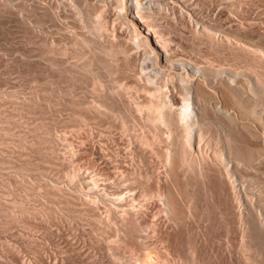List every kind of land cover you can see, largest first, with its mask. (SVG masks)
Listing matches in <instances>:
<instances>
[{
  "label": "bare ground",
  "instance_id": "bare-ground-1",
  "mask_svg": "<svg viewBox=\"0 0 264 264\" xmlns=\"http://www.w3.org/2000/svg\"><path fill=\"white\" fill-rule=\"evenodd\" d=\"M199 1L0 0L1 26L8 23L19 26L33 41L30 46L35 48L34 56L45 64L38 66L36 61L46 77L36 87L34 100L30 97L33 101L28 104L19 101L17 110L28 115L33 112L35 116L43 108L49 109L54 122L66 124L67 131L62 128L65 133L80 138L78 145L89 138L96 139L93 147L83 152L96 158L104 171V175L100 172L103 178L99 172H88L87 180L79 184L75 181L78 178L74 176L77 175L74 167H71L73 174L70 171L65 177L66 171L55 169L56 162L51 160L54 166L49 163L48 167L54 169L46 168L49 172L58 170L67 180L75 177L74 182L69 180L74 183L73 187L68 184L71 191L47 183L31 184L28 179L22 180V173L19 180L13 168L17 160V169L23 172L25 168L26 173V166L33 165L31 161L38 158L39 162L43 154L46 157L45 153L53 150L57 154L63 151L59 144L55 149L58 136L55 133L54 139V133H50L49 122L47 128L42 124L48 114L42 122L38 120L41 125L31 122L35 123L29 125L35 126L34 130L22 120L27 132L24 135L19 131L21 139L19 136V141L16 140L22 145L11 143L19 148L26 138L33 137L32 141L26 139L31 146L36 141L38 146L48 144L49 150L41 154L45 146L34 148L25 141L31 147L30 152L38 149L40 152L37 150L35 154L41 155L36 158L34 150L29 153L24 144L28 153L23 151L24 159L23 156L15 162L14 157L8 159L13 165L10 169L16 171L13 174L7 170L5 151L0 153L5 157L4 162L0 156L2 164H6L3 167H8L4 170L9 172L2 171L0 162L1 178L11 173L13 176L6 177L4 185H12L16 193L11 192L12 186L11 191L1 187L11 193V198L18 193L10 199L15 198L14 202L8 200L11 205L7 200L3 202L4 198L0 200V264H33L34 257L37 262L48 264L51 250L44 252L45 248L41 249L44 243L38 244L40 239L37 241L36 235L43 231L41 235L53 238L56 247L60 233L55 231H61L52 232V226L58 225L62 229L65 225L68 231L62 239L65 261L60 256L59 264H84L85 257L92 258L94 264H264V36L263 40L260 35L254 36L264 24L257 22L260 18L264 20V12L263 18L255 20L250 18L249 11L247 16L242 15L245 0H216L217 6L220 3L223 8L220 10L218 6L216 16L233 13L238 19L237 25L230 22L232 26H226L213 15L212 9L210 14L208 10L204 13L206 6ZM254 1L251 3L257 2ZM46 26H54L62 31L61 35L54 36L52 32L59 34L57 30L53 27L51 32ZM20 57L25 61L24 56ZM38 79L34 81L37 83ZM61 108L67 113L63 118L58 116L61 114L58 112L65 115ZM9 112L0 117L4 118L1 124L5 119L7 123V117L10 120L21 117L19 112H10L11 115ZM18 114L20 117L16 118ZM19 121L14 122L17 125ZM5 123L0 127L2 135L11 134L15 128L19 130V124L17 128L8 122L13 128L9 124L4 128ZM50 127L55 128L51 124ZM26 134L29 136L25 137ZM85 135L88 140H84ZM13 137L17 138L12 135L8 140ZM8 140L3 141L10 146ZM75 145V142L65 144L68 150L64 153L72 156L78 152L80 148L77 151L72 148ZM13 150L14 147L10 152ZM27 155H32L31 159ZM22 159L30 160L31 165ZM150 159L156 165L150 167ZM36 169L29 170L34 173ZM47 170L45 176H51ZM32 173L29 174L34 179ZM59 173L52 174L58 178ZM4 189L0 190L5 192ZM6 193L4 196H9ZM35 193L44 200L55 201H40L44 207L39 208V203L35 204L39 196L33 197L35 203L32 196L31 200L24 199V195ZM24 200L32 201L35 208L32 202L31 205L26 202L27 205ZM22 226L25 234L40 230L34 234L37 242L29 234L31 241L27 235V239L23 238ZM14 228L21 235L13 232ZM7 233L13 236V243L10 236L6 238L8 242L3 240ZM19 235L34 248L30 247L32 252L41 249L42 256L48 253L46 257L34 252L37 257H30L34 262L27 259L29 254H25L27 257L22 254L29 248L24 246L25 242L23 245V241L19 242L22 248H27L24 252L15 246ZM44 239L41 241L50 249L47 243L52 241ZM35 242L40 245L37 249Z\"/></svg>",
  "mask_w": 264,
  "mask_h": 264
},
{
  "label": "rangeland",
  "instance_id": "rangeland-1",
  "mask_svg": "<svg viewBox=\"0 0 264 264\" xmlns=\"http://www.w3.org/2000/svg\"><path fill=\"white\" fill-rule=\"evenodd\" d=\"M197 1H198V0H197ZM200 1H201V0H200ZM200 1L198 2L199 4L201 3L202 5L204 4V5L206 6V7L203 6L204 9H205V10H203V12L206 11V10H208V11H209V14H210L211 11L213 10V11H212V12L214 13L213 15L216 16V15H217L216 12H218V10H219L220 8H221L220 10H223V8H222V6L220 5V3H219V5H218L220 8H218V6H217L218 1H217V2H214V1H216V0H213V2H214L215 5L212 4V3H213L212 0H211V2H212L211 4L209 3L210 0H207V2H206V0H205V1L202 0L203 2H200ZM208 1H209V2H208ZM251 1H252V2H255L254 0H250L249 3H248V0H247V1L245 0V3H244L243 5H245V4H246V5H245L244 7H242V13H243V12H245V13H244V14L241 13V14L247 16V14H249V12H250V14H249L250 18H255V17L260 18V17H262V14H263V12H264V4H263V3H264V0H262V1H261V0H259V1L256 0L257 2L254 3V4L251 3ZM204 2H206V4L209 3L211 6H210V5H206ZM258 2H259V3H258ZM260 2H261L263 5H262ZM257 4H258V5H257ZM255 5H256V7H255ZM246 6H247V7H246ZM258 6H259V7H258ZM261 6H262V7H261ZM200 7L203 9L202 6H200ZM216 7H217V8H216ZM215 8H216V9H215ZM246 8H247V9H246ZM211 9H212V10H211ZM214 9H215V10H214ZM217 9H218V10H217ZM216 10H217V11H216ZM260 10H261V11H260ZM248 11H249V12H248ZM257 11H258V12L260 11V12H259L260 14L257 13ZM206 12H207V11H206ZM225 12H227V11H225ZM204 13H205V12H204ZM261 13H262V14H261ZM223 14L225 15L226 13H223ZM223 14H221L220 16H216V17H219V18H220V23H222V24H228V25H226V26H232L231 23L234 25V23L238 20L237 17H236V15L233 14V13H232V14L230 13V15L226 14L225 17L223 16ZM257 15H259V16H257ZM263 15H264V14H263ZM231 16H232V17H231ZM234 16H235L236 18H235ZM249 16H248V17H249ZM221 17H223V18L221 19ZM263 17H264V16H263ZM263 17H262V18H263ZM219 18H216V19L218 20ZM226 18H227V19H226ZM221 20H223V22H222ZM227 20H228V21H227ZM255 20H257V19L255 18ZM218 21H219V20H218ZM233 21H234V22H233ZM258 21L262 22V21H264V20L260 18V19L257 20V22H258ZM230 22H231V23H230ZM260 22H258V25H261ZM237 23H239V21H238ZM263 23H264V22H263ZM263 23H262V24H263ZM235 24H236V23H235ZM3 25H4V24H3ZM3 25L1 26V24H0V95H1L0 98L2 97V98L0 99V100H1V101H0V107H2V108H4V109H7V110L4 111V109L1 108L2 110L0 109V110H1V111H0V112H1L0 117H3L5 114H6L5 116H7L9 111H10L11 113H14V114L18 113V112H19L18 110H20V109H19V106H18V105L16 106V104H20V103H23V102L28 104L29 102H32V101L34 100L33 98H35V89H36V87H37L39 84H43V80H44L45 77H46V74H45V75H42V73H43V72H42V69H41V68H38L37 65H36V61H37V63H38V66H39V65H40V66H43V65H45V64H44V61H43V63H42L41 61H38L39 59H38L37 57L34 56L35 53H33V52H34L35 48L33 49V47H31L32 44H34V43H33V41H32V43H31V41H30V39H31L30 36H28V34L26 35V33H25L24 31L22 32V30L19 29V28H20L19 26H13V23H8L7 25H4V26H3ZM236 25H237V24H236ZM258 25H257V26H258ZM46 27L50 30V28H53L54 26H52V27H51V26H46ZM72 27H73V26H72ZM54 29H55V27H54ZM54 29H53V30H54ZM74 29H76V30L78 31V29L76 28V26H75ZM247 29H248V28H247ZM53 30H52V31H53ZM55 30H57V28H56ZM248 30H249V29H248ZM50 31H51V30H50ZM52 31H51V32H52ZM59 31H60V30H57V32H58L59 34H57L55 31L52 32V33H53L54 36H56V35H61V32H62V31H60V32H59ZM180 31H181V30H180ZM257 31H258V32H254V36H255V37H258V36L260 35V36L262 37L261 39L263 40V36H264V24H263V26H262V25L259 26V28L257 29ZM259 32H260V33H259ZM55 34H56V35H55ZM184 34H185V32H184ZM25 35H26V36H25ZM185 35H186V34H185ZM262 35H263V36H262ZM22 36H23V37H22ZM260 36H259L258 38H260ZM24 37H25V38H24ZM184 37H185V36H184ZM27 38H28V40H26ZM28 42H29V44H28ZM30 45H31V46H30ZM34 47H35V45H34ZM29 48H30L31 50H30ZM32 49H33V51H32ZM23 53H24V54H23ZM20 54H21V55H20ZM20 56H24L25 61H23L24 59L22 60V58H21ZM27 57H28V58H27ZM26 59H27V60H26ZM21 60H22V61H21ZM20 61H21V62H20ZM23 62H24L25 65H23ZM19 63H20V65H18ZM21 63H22V64H21ZM39 63H40V64H39ZM23 66H24V67H23ZM44 67H45V66H44ZM21 69H22V70H21ZM35 69H36V70H35ZM38 69H40L41 74L39 73V71L37 72ZM45 69H46V68H45ZM45 69L43 68V71H44V73H47V72H45ZM27 70H28V71H27ZM29 70H32V71H29ZM24 71H25V73H24ZM33 72H35L36 74L33 73ZM26 73H27V74H26ZM28 73H29V75H28ZM37 73H38V74H37ZM24 74H25V75H24ZM33 74H35V75H33ZM26 75H27V76H26ZM30 75H32V76H30ZM37 75H38V77H39V76H41V77H39V79H38ZM28 76H29V77H28ZM35 76H36L37 78H36ZM32 77H35L34 80H35V79H38V80H37V83H38V84L35 82L36 80H35V81L33 80ZM42 77H43V78H42ZM34 85H35V86H34ZM12 92H13L15 95H14ZM10 93H11L12 95H11ZM5 94H7V95H5ZM9 94H10L11 97L9 96ZM4 96H5L6 98H5ZM7 96H8V98H7ZM13 96H14V97H13ZM15 96H16V97H15ZM25 96H26V97H25ZM3 97H4V98H3ZM9 97H10V98H9ZM23 97H24V98H23ZM30 97H31L33 100H31ZM11 98L13 99L12 101H11ZM21 98L24 99V100H22ZM6 99H7V100H6ZM20 99H21V100H20ZM27 99H28V100H27ZM4 101H5V102H4ZM7 101H8L9 104L6 103ZM10 101H11V102H10ZM13 101H15V102H13ZM19 101H20V103H19ZM2 102H4V103H2ZM14 103H15V106H16L17 108H15ZM6 104H8L9 107L6 106ZM10 104H11L13 107H11ZM1 105H2V106H1ZM5 106H6V107H5ZM10 108H12V109L10 110ZM8 109H9V110H8ZM17 109H18V110H17ZM31 109H32V108L29 109L30 113L32 112ZM36 109L38 110V109H40V108H39V107H38V108L36 107ZM41 109H42V108H41ZM64 109H65V108H61V111H63ZM33 110H34V109H33ZM42 110H43L42 112L40 111L41 114H37V113H39V112H37V113H35L36 115L34 114L35 116H33V114H32L33 112L31 113V114H32V115H31V114L29 113V111H28V113H29L30 115H28V114L25 113V112L23 113V111H22V113L19 112V113H21V117H20V114L15 115V116H16V118H17V116L20 117V118H21V121H19L20 118H18V119H19V120H18V119H13V116H12V117L10 116V118H12L14 121H16V122L19 121V123H17V125H18V124L20 125V126L18 125V126H19V130L17 129V130H18V131H17V130H15L16 128L14 129V130L17 132L16 134L13 133V132H15V131L12 129V128H13V125H12V124H15V125H16V123H15L13 120H10L8 117H7V119H8V120H7V123H5V120H6V119L3 120V123H2V124L5 123L4 128H5L6 126H8V124H9L8 122H11V123H12V124H11V123L9 124V128H10V125L12 126V128H11V129H12V133H11V134L9 133L11 136H10L9 134H7V135L3 134V135H2V134L0 133V137L3 136L2 138H3V140L5 141V139H6L5 137L8 136V135H9V138L12 137V135L17 136V138H14V137H13L12 140H11V139L8 140L9 138L7 137L8 139H6V141H7V140L10 141V143H9L10 146L8 145V143H6V144H7L11 149L14 147V150H13L12 152L15 151V148H16V151H17V152H18V150H20V151L18 152L19 154H18L16 151H15L16 154H15V152L13 153L14 155H13V154H10V153H12V152H10L11 149H9V147H8L7 145H5L4 141L1 140V141H3L4 144H3V143L0 144V145H1V147H0V153H2V151H3V153H4V151H5L4 156L6 157L5 161H6V160H7V161L5 162L4 159H3V158H5V157H2L3 155H0V156L2 157V160H3L5 163H7V162L9 161L8 159H10V161H11V160H12L11 158H13V157H14V160H13L14 162L16 161V158H17V159H18V158L21 159L22 156H23V159H24V152H23V151L26 150V149H24V144H25L24 142H25L26 139H28V138H30L31 141H32V138H33V137H28L31 133H28L29 135L26 134L27 136H25V137H28V138H26L24 142H23V140H20V142H21V141L23 142V146H21L23 149H22L21 147L18 148V146H17V145H18L17 143H19V142H18V141H19L18 139H19V138L21 139V135L24 134V133H23L24 131L27 132V128H23L24 125H25L26 127L28 126V128H29V127H30V128H33V130H34V128H36L35 126H37V125H41V123L39 124V123H37V122H39L40 120H41V122H42V119H43V118L46 119L45 117L47 116V114H48V116H47L48 119H47V120H43V122H44V121H46V122H44V123H42V124H43L46 128H47V126L49 127L48 129H50V131H51L50 133H51V134L54 133V134H52V136L54 135V139H55L57 136L60 137V138L57 137V139H55V141H56V145H55L56 147H55V149L58 148L57 145L59 144V145H58V146H59V149H60V148H61V149L63 148V151L61 150V151H62V152H61L60 150H58V149H57V150L60 151L61 154H65V155L63 156V155H61L60 153L57 154V153H56L57 151H54V150H53V151L50 150V151H52L53 153H51V152H49L50 154H49V153H45L43 150L46 151V149L49 148V147H47L48 144H43V145L41 144V145H39V146H40V147H39L38 145H36V144H37L36 141H34V142H35V145H34L35 147H34L33 145L31 146V143H29V142H31V141H30V140H29V141L27 140L26 143H29L31 147L36 148V147L38 146L39 149H40L41 146H43V147L45 146L46 148L42 149L41 152H40V150H38V149H35V150L33 149L34 152H33V150H32V152H33V154H35V151H36L37 153H38V151H39L41 154L45 153V156H46V157H43V155H44V154H43V155L41 156L42 158H41V159L39 158L40 161L38 162V158H37V157H38V156L40 157L41 154L38 155V154L36 153L37 155H36V154H35V155H36L37 161H36V160L31 161V164L33 163V165H35L34 168L32 167L33 165H31L30 163L28 164V162H30V160L26 159V160H27V161H26V160H23V159H22L24 162H27L28 165H31V167H30V166H26V167H28V169L26 170V171H27L26 173H25V171H24L25 168L22 169L23 172H21V170H20L19 168L17 169V167H19V166H18L19 164H18V165H15V164H17V163H16V162L18 161V160H17V161L15 162V164H13L14 166L12 165L13 168H14V169L16 168V170H17V172H18V173H15L16 175L14 174V176L17 177L19 180H21L20 178H22V176H21V173H22V175L25 176V178H24V176H23L24 179L22 178V180L28 179V180H26V181H28V182L31 183V184H33V183H35V184H39V183H47V184H49V185L51 184V185L54 186V187H55V186H59V187H61V188H65V190H66V188L69 187V185H70L71 183H72L71 186L74 184L73 182H74V180H75V177H74V180H71L70 178L67 180V179L65 178V177H68V174H69L70 171H72V174H73V170L71 169V167H72V168L74 167L73 169L76 170V171H74V173L77 172V173H76L77 175L74 174V176H76V177L78 178V180L76 179L75 181H77L76 183H78V181H79V184L82 183L83 181L87 180V179H86V178H87L86 176H87L88 172H90V171H91V172H94V171H95V172H99V174L102 173V174L104 175V171L102 170V169H103V166H102L100 163H97V162L95 161L96 158H95V159H94V157L91 158V157H90L91 155L89 156V153H86V154H85V152H83V150L86 149L87 147H88L87 149L92 148V147H93V143L96 142V139L93 140L92 138L90 139V138L88 137V138H89V140H88L87 136L85 135V136H86V137H85L86 139H84V140H88V141H85V142H83V143L80 142V144H82V145H78V144H79V141H80V140H79L80 138L78 139V137H76V138L74 139V137H71V136L69 135V133H68V134H67V132L65 133L64 130L67 131V129H64V127H66V124H64V123L62 124L61 121H58V120H57V123L54 122L53 117H51V113H52V112H51L50 114L47 112V111H50L49 109L47 110V109L43 108ZM44 110H45V111H44ZM12 111H13V112H12ZM14 111H15V112H14ZM17 111H18V112H17ZM65 111H66V110H64V112H65ZM4 112H7V113L4 114ZM10 112H9V114L11 115ZM34 112H36V110H35ZM2 113H3V114H2ZM58 113H61V114H59V115L57 114V115H58V116H61L62 118H63V116L65 117L66 114H67L66 112H65V115H64V114L62 115V112H58ZM14 114H13V115H14ZM24 114H25V115L27 114V116H30V117H31V118H30V121H29V117L27 118V116H25ZM39 115H40V116H39ZM15 116H14V117H15ZM37 116H38V119H37ZM52 116H53V115H52ZM24 117H25V118H24ZM32 117H33V118H32ZM50 117L53 119V120H52L53 123L50 121V120H51ZM5 118H6V117H5ZM23 118H24V119H23ZM2 119H4V118H1L0 120H2ZM26 119H28V121L30 122L29 124L27 123V120H26ZM36 119H37V121H36ZM39 119H40V120H39ZM9 120H10V121H9ZM22 120H24V125H23V121H22ZM31 120H32V121H31ZM38 120H39V121H38ZM34 121H35L36 124H35V123H31V122H34ZM47 121L49 122V123H48L49 125L46 126ZM55 121H56V120H55ZM0 122H2V121H0ZM13 122H14V123H13ZM25 122H26V123H25ZM59 122H60V123H59ZM2 124L0 123V125H1L0 127H2ZM30 124H32V125L35 124V126H34V127L29 126ZM50 124H51V125H54L55 128H52L53 126L50 127ZM55 124H56V125H55ZM15 125H14V126H15ZM17 125H16V126H17ZM18 126H17V128H18ZM62 128H63L64 130H63ZM53 129H54V130H53ZM60 129H61V131H60ZM19 131L22 132L21 135H19V134H20ZM52 131H53V132H52ZM56 131H57V132H56ZM10 132H11V131H10ZM28 132H30V130H28ZM55 133H56V135H57L56 137H55ZM64 133H65V134H64ZM32 134H33V131H32ZM4 135H5V137H4ZM24 135H25V134H24ZM62 135H63V137H62ZM66 135H69V136L67 137ZM19 136H20V137H19ZM32 136H33V135H32ZM76 136H79V135H76ZM18 137H19V138H18ZM4 138H5V139H4ZM77 139H78V140H77ZM13 140H14V141H13ZM16 140H18V141H16ZM76 140H77V142H76ZM84 140H83V141H84ZM1 141H0V143H1ZM6 141H5V142H6ZM15 141H16V144H17L16 146H15V144H13V143H15ZM57 141H58V142H57ZM62 141H63V142H62ZM11 142H13V143H11ZM60 142H61V143H60ZM69 142H75L76 145L72 147L75 151H77L78 148H80V149L78 150V152L74 153L75 156H74V154H73L72 156H69V154H67L68 152L64 153L65 150H66V151L68 150V149L66 148L65 144H67V143H69ZM32 143H33V142H32ZM11 144H13V145H11ZM19 144H21V143H19ZM54 144H55V142H54ZM60 144H62V145L60 146ZM71 144L74 145V143H71ZM4 145H5V146H4ZM21 145H22V144H21ZM25 145L29 147V145H27V144H25ZM49 145H50V144H49ZM84 145H85V146H84ZM115 145H116V144H115ZM2 146H3L4 148H3ZM6 146H7V148H8L9 150L6 148ZM11 146H13V147H11ZM19 146H20V145H19ZM26 146H25V147H26ZM63 146H65V147H63ZM76 146H77V147H76ZM78 146H80V147H78ZM31 147H29L28 151L31 149ZM74 147H75V148H74ZM2 148H3L4 150H3ZM5 148H6V149H5ZM17 148H18V150H17ZM21 150H22V151H21ZM37 150H38V151H37ZM48 150H49V149H48ZM48 150H47L46 152H48ZM8 151H9L10 153H9ZM75 151H74V152H75ZM21 152H22L23 154H22ZM26 152H27V150L25 151V154H28V153H26ZM32 152L29 151V153H31V154H32ZM42 152H43V153H42ZM3 153H2V154H3ZM54 153H56V155L59 156V157H58V158H59L58 160L55 159V158H57V156H55ZM5 154H7V155H5ZM21 154H22V155H21ZM47 154H48V155H47ZM52 154H54L53 157L51 156ZM8 155H9V156H8ZM11 155H13V156H11ZM17 155H18V156H17ZM7 156H8V157H7ZM19 156H21V157H19ZM30 156L32 157V155H29V157H30ZM54 156H55V158H54ZM73 156H74V158H75L74 160H73ZM1 157H0V158H1ZM9 157H10V158H9ZM27 157H28V155H27ZM27 157H25V158H27ZM29 157H28V158H29ZM31 157H30V159H31ZM33 157H34V155H33ZM51 157H52V158H51ZM63 157H64V159H63ZM149 157H150V155H149ZM149 157H148V158H149ZM151 157H152V156H151ZM151 157H150V158H151ZM36 158H34V159H36ZM60 158H61V159H60ZM152 158H153V157H152ZM152 158H151V159H152ZM93 159H94V160H93ZM112 159H114V158H112ZM125 159H126V162H125V163H128V165H129V160H128L127 158H125ZM151 159H150V160H151ZM2 160L0 159V162H1ZM51 160H52V162H53L54 160H55V162H56L55 166H57V167H55V169L57 168L59 171H66L65 174L62 172V173L64 174L65 177H62L63 174H61V172L59 173L58 170H57L56 172H54V171H50L51 173L47 170V169H49V170L54 169V167H53V166H54V164H53L54 162H53V163L50 162ZM59 160H60V161H59ZM61 160H62V162H61ZM71 160H72L73 162H72ZM96 160H97V159H96ZM152 160H153V159H152ZM152 160H151V162L149 161V162H150V163H149V164H150V167H151L152 164H153V165H156L154 162L152 163ZM23 161H19V163L22 164ZM35 161L37 162L38 165L36 164ZM57 161H58V162H57ZM97 161H98V160H97ZM127 161H128V162H127ZM153 161H154V160H153ZM4 162H3V164H2V162H1V164H2V171H3L4 168H5V167H3ZM24 162H23V163H24ZM69 162H72V164L69 163ZM75 162H76V163H75ZM91 162H92V163H91ZM99 162H100V161H99ZM8 163H9V162H8ZM8 163H7V166H9V168L7 167L8 169H7V168H5V169H7V170L9 171V169L12 167L11 164H10V163H12V162H10L9 165H8ZM49 163H52V164H53L52 167L49 166L50 168L48 167V165H50ZM57 163H58V164H57ZM61 163H62V164H61ZM67 163H68V164H67ZM93 163H94V164H93ZM60 164H61L62 168H61ZM98 164H100V166H99ZM5 165H6V164H5ZM5 165H4V166H5ZM66 165H67V166H66ZM68 165H69V166H68ZM73 165H74V166H73ZM16 166H17V167H16ZM37 166H38V168H40L42 171H41L40 169H39L40 172H39V171H36V170H38V168H37V169L35 168V167H37ZM98 166H99V167H98ZM29 167H30L32 170H33V169H36V170H34V173H35L34 179L32 178L33 176L31 177V175H30L33 171H32V170H29V169H30ZM58 167H59V168H58ZM13 168H12V170L10 169V170H11L10 172H12V174H13V172L15 171V170H13ZM46 168H47V169H46ZM66 168H67V169H66ZM90 168H91V169H90ZM97 168H99V169H97ZM154 168H156V166H154ZM60 169H61V170H60ZM69 169H71V170H69ZM86 169H87V170H86ZM92 169H93V170H92ZM95 169H96V170H95ZM0 170H1V169H0ZM19 170H20V173H19ZM46 170H47V173L51 174L52 177L48 175V176H47L48 178H47V177L45 176ZM97 170H98V171H97ZM99 170H100V171H99ZM2 171H1L0 173H2ZM4 171H6V170H4ZM4 171H3V172H4ZM30 171H32V172H30ZM35 171L37 172L38 177L36 176V172H35ZM67 171H68V173H67ZM6 172H7V171H6ZM6 172H4V173H6ZM15 172H16V171H15ZM28 172H29L30 174H29ZM100 172H101V173H100ZM7 173L9 174V172H7ZM7 173H6V174H7ZM34 173H32V174L34 175ZM52 173H54V175H56L57 173H59V174L61 175V177L59 176V177L57 178V177H55ZM66 173H67V175H66ZM17 174H18V175H17ZM27 174H29V175H27ZM70 174H71V172H70ZM102 174H101V175H102ZM1 175H2V174H1ZM1 175H0V181H1V179L3 178ZM10 175H11V173H10ZM10 175H5V177H4L5 179H2L4 183L1 182V183H3V184L0 183V187H1V185H2L4 188H5V187H6V188H9L10 186H12V185H9V184H8L9 187H8L7 185H6V186L4 185V184L6 183V182H5V180L7 179L6 177H8V176H10ZM39 175H40V176H39ZM101 175H100V177L103 178L104 176H103V175L101 176ZM11 176H13V175H11ZM19 176H20V177H19ZM27 176H29V177H27ZM44 176H45V177H44ZM53 176L55 177V179H54ZM57 176H58V174H57ZM1 177H2V178H1ZM36 177H37L38 180H39V179H40V180L38 181L37 179H35ZM51 178H52L54 181H53ZM57 179H58V181H57ZM61 179H62V180H61ZM30 180H32V181L30 182ZM45 180H48V181H45ZM55 180H56V181H55ZM69 180H71V181H73V182H70ZM60 181H61L62 184L59 183ZM67 181H68V182H67ZM63 184H64V185H63ZM68 184H69V185H68ZM51 185H50V186H51ZM63 186H64V187H63ZM3 187H1V188L4 189ZM72 187H73V186H72ZM72 187H71V188H72ZM1 188H0V189H1ZM10 189H11V188H9V190H7V191H11V190H12L11 192L16 193V192H15V191H16V188H15V190H14V188H13V186H12V189H11V190H10ZM4 190H5V192H3V190H0V192H3L2 194H0V196H1V197H0V200H1L2 198H4V200L2 199L3 202L7 200V203H8V202L10 201V199H12L13 197H15V196L18 194V193H17V194H15V195H12L13 197L11 198V197H10V194H11V193H10V192H9V193H8V192L6 193V189H4ZM13 190H14V191H13ZM67 190H70V189L67 188ZM70 191H71V190H70ZM4 193H6L7 195L9 194V196L5 197L6 195H5ZM4 195H5V196H4ZM19 195H20V194H19ZM36 195H37V193H35V195H27V197H25V195H24V199L26 198V199L29 200V198H30L31 196H32V198H33V197H36ZM37 196H39V197H36L37 202H36V200H35L34 198H33L32 200H35V201H34V203L36 202L35 204H37V203L40 204V205L38 204L39 208L44 207L43 204L41 205L40 201H42L43 203H45V202H46V203H50L51 201H53V202L55 201V200H53L54 198L51 199V200H46V199L44 200V199H42V197H40V195H37ZM38 198H41V200L38 201ZM14 199H15V198H14ZM14 199L12 200L13 202L15 201ZM8 200H9V201H8ZM16 200H17V198H16ZM30 200H31V198H30ZM12 201H10V202L12 203ZM47 201H50V202H47ZM10 202H9V204L11 205ZM26 202H29V201L24 200L23 203L29 205L30 202H32V201H30L29 204L26 203ZM32 203H33V202H32ZM32 203H31V204H32ZM34 203H33L32 205H31V204H30V205H31V206H33V205L36 206ZM34 206H33V208H35ZM38 206H37V207H38ZM51 206H53V204H52ZM63 225H64V224H63ZM61 226H62V225H58V226H56V228H55V226H52V228H54L53 231H52V228L50 227V229H51L52 232H54L56 229H60L61 232L55 231V233L63 234V238H61L62 235H61V237H60V234H57V235L59 236V239H60V240H57L58 243L55 241V242H56V243H55V244H56V247H55V245H53V244H54V240H53V238L51 239V237H49V236L47 235V236L49 237V238H48L49 241H52V242H53V243H52V242L47 243V245H49V246L51 247L50 249H48L47 246L45 247V245H46V244H45V241H44V242L41 241L42 239H44V237H45V235H46V234L41 235V233H43V231H41V233H39V234H37V231H38V230L35 231L37 235H36L35 233H34V234L36 235V238H37V239L35 238V235L33 234L34 231H33L31 234H29L31 231L28 232V229H27V232H28V233L25 234V233H26V230H25V227H23V226H22V227H23L22 230H23V229H24V230H23V231H20V233H24L25 236H23V238L26 237V235H27V237H28V234L31 235V238H33V239H32L33 241H36V240L38 241V238H39V239H40V241H39L40 243H38V244H42V245H43V243H44V245L41 247V249H42V248H43V249L45 248V249H44V252H48L49 250H51V251L53 252V250H55V251H54V252L56 253L55 256H56V258H58V261H55V258H54L55 256H54V255L52 256V254H54V252L52 253L51 251H49V254L47 253L48 255L43 253V256L47 255V257L50 258L49 261H48V258H46V261L49 262V263L47 262L48 264H50V262H51V264H59V263H60V259H62V261H65V260H63V258L66 257V256H65V255H66V252H65V250H64V246H63V243H62V242H63V240L66 238V236L68 235V231H67V228L65 229V225H64V227H63V229H65V230H63L62 228H58V227H61ZM18 227H21V226H18ZM19 229H21V228H19ZM14 230H15V231H14ZM16 230H18V229L14 228V229H13V232H16ZM18 231H19V230H18ZM24 231H25V232H24ZM39 231H40V230H39ZM39 231H38V232H39ZM62 231H63V232H62ZM18 233H19V232H16V234H18ZM20 233H19V234H20ZM7 234H8V236H6V235L3 236V240L6 241V238L10 236L9 238L12 240L11 243H13V236L11 237L10 233H7ZM12 234H13V233H12ZM32 234H33L34 237H32ZM64 234H65V235H64ZM20 235H21V234H20ZM20 235L18 236V237L20 238L19 241H18V244H17V241H15V239H14V241L16 242V245H15V246L18 247V248L23 249L22 252H24L25 249H27V248L24 247V246L27 245V246L29 247L28 250H29L30 252H32L33 250H31V248H33V247L30 246V245H28L27 242H25V241H27V240H24L23 238L21 239L22 236L20 237ZM38 235H39V236H38ZM40 236H42L43 238L40 237ZM47 236L45 237V239L47 240L46 242H49L48 239H47ZM27 237H26V239H27ZM4 238H5V239H4ZM9 238H8V239H9ZM28 238L30 239V237H28ZM10 239H9V241H11ZM35 239H36V240H35ZM45 239H44V240H45ZM62 239H63V240H62ZM16 240H17V239H16ZM20 240H21V241H20ZM61 240H62V241H61ZM22 241H23V242H22ZM30 241H31V239H30ZM37 241H36V242H37ZM60 241H61V242H60ZM6 242H8V240H7ZM15 242H14V243H15ZM19 242H20V243L22 242V245H23L24 242H25L26 244L24 243V246H23V248H22V246L19 244ZM36 242L34 243L35 246L38 245ZM60 243H62V244H60ZM51 244H52L53 248H52ZM57 244L59 245V247H57ZM17 245H18V246H17ZM19 245H20V246H19ZM60 246H61V247H60ZM30 247H31V248H30ZM39 247H40V245H38V247H35V248L37 249V248H39ZM24 248H25V249H24ZM46 248H47V249H46ZM54 248L59 249V250H56V249H54ZM33 249H34V248H33ZM36 249H35V250H36ZM41 249H40V250H41ZM43 249H42V250H43ZM52 249H53V250H52ZM28 250H26V251H25L24 253H22V254H23L25 257H27V256H26L27 254H29L28 257H27V259L29 258V260H30L32 263H33L34 261H35V262L39 261V260H36L35 257L33 258V259H34V261H33V259L30 258V257L33 256V255L36 256V254H38V253L40 254V253H42L43 251L41 252V251L38 249V251H37L38 253H36V251H34L36 254H33L34 252L29 253ZM47 250H48V251H47ZM56 251H57V252H56ZM50 252H51V253H50ZM25 254H26V255H25ZM31 254H32V255H31ZM40 255H41V254H40ZM50 255H51V256H50ZM41 256H42V255H41ZM43 256H42V258H44ZM60 256H61V257H60ZM36 257H37V256H36ZM45 257H46V256H45ZM59 257H60V259H59ZM42 260L45 261V259H42ZM91 260H92V258H90V257H85V258L83 259L84 264H91V263L94 264V261H91ZM89 261H90L91 263H90ZM35 262H34V263H35ZM56 262H57V263H56ZM34 263H33V264H34ZM37 263H38V264H42V261H40V263H39V262H37ZM37 263H35V264H37ZM43 263H44V262H43ZM63 263H64V262H62V264H63ZM65 263H66V262H65ZM65 263H64V264H65ZM44 264H46V263H44Z\"/></svg>",
  "mask_w": 264,
  "mask_h": 264
}]
</instances>
